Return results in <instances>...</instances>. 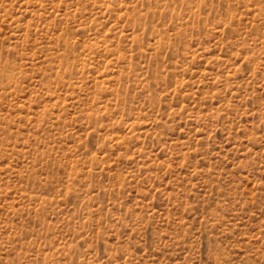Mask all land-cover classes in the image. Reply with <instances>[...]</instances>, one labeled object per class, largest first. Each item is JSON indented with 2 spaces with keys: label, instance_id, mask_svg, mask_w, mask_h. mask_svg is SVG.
I'll return each instance as SVG.
<instances>
[{
  "label": "rangeland",
  "instance_id": "1",
  "mask_svg": "<svg viewBox=\"0 0 264 264\" xmlns=\"http://www.w3.org/2000/svg\"><path fill=\"white\" fill-rule=\"evenodd\" d=\"M0 264H264V0H0Z\"/></svg>",
  "mask_w": 264,
  "mask_h": 264
}]
</instances>
